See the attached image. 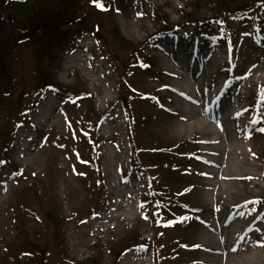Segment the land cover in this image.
Listing matches in <instances>:
<instances>
[{
	"label": "rangeland",
	"instance_id": "374dc122",
	"mask_svg": "<svg viewBox=\"0 0 264 264\" xmlns=\"http://www.w3.org/2000/svg\"><path fill=\"white\" fill-rule=\"evenodd\" d=\"M193 4L194 0L107 1L96 10L94 18L107 23L111 15L115 16L120 34L135 46L134 49L140 47L145 66L136 60L130 62L129 54H121L122 62L118 63L109 48L99 44L88 31L70 46L55 49L52 58L43 62L52 78L64 87L60 93L57 89H49L46 93L33 94L39 81L34 73L37 48L25 40L18 42V35H11L13 31L9 28L0 36V43L7 38L13 40L10 46L6 45L12 55L4 73L12 79L13 88L7 99L1 88L4 82L0 85V191L6 189V192H0V264H120L121 260H116L114 252L116 244H128L127 236L150 239L154 232L165 234V242L170 248L175 247L167 252L173 251L174 258L164 264H195L202 252L191 248V244L200 243L204 231L202 220L211 224L218 218L224 220L229 214L223 213L224 209L244 199L242 207L233 212L232 225L240 224L241 230L246 231L243 246L253 242L264 244V131L252 128V119L258 109V124L264 129V104L261 103L264 12L255 10L247 17L234 15L223 21L221 17L212 18L215 16L211 9L215 5L205 3V7H199V14L207 18V22L195 26L185 23L181 31L157 37L147 44L149 37L162 27L156 17L158 12L165 14L171 23H178L183 19V12L193 10ZM19 10L17 5L9 12L7 8L0 9V18L10 13L19 15ZM125 23L133 25L134 34L124 31ZM258 36L262 38L260 41ZM202 43L207 50L216 53L215 60L226 63L224 72H220L222 65L212 59L206 61L204 56L203 62L207 65L202 68L200 50L193 55L186 54V46L190 52V47L196 44L200 49ZM180 59L188 73L195 72L201 83H187L202 102L200 107L195 105L199 110L223 115L246 108L242 118L225 120L221 129L214 124L212 132L215 133L211 136L221 137L222 146L226 143L231 146L233 140L241 139L247 148V157H241L239 162L249 161L251 166L244 164L242 169L236 167L235 172L255 173L259 178L219 180V187H215L205 177V166L195 155L199 147L197 139L204 136V131H209L199 126L191 128L198 116L192 112L184 115L180 106L173 103L175 99L168 88L170 84H178V77L173 72L180 70ZM126 65L130 66V82L123 88L133 98L131 112L137 118L136 148L142 149L138 156L142 158L143 167L133 166L137 156L129 132V110L118 98L121 76L128 70ZM4 73L0 74L1 80L7 79ZM77 82L82 93L69 94L75 91L70 89ZM226 83L228 87L219 93L217 102L211 104L216 100L215 89H222ZM214 84H219L218 88ZM19 93H24V119L19 126L12 127L9 124L11 103L4 104L2 99L15 104ZM49 99L56 104V117L43 126L38 119ZM208 106L210 110H207ZM108 121L111 122L109 129L102 126ZM238 121L244 123V130L236 137L234 131ZM38 124L40 128H37ZM93 124L96 126L94 134ZM34 131L39 137H36L30 156L24 160L19 148ZM226 137L230 141L224 142ZM255 138L262 144L256 145L259 151L254 145ZM161 148L165 152H159ZM230 156L229 152H221V162L225 165ZM166 162L172 164L168 170V184L172 186L173 196L162 198L164 189L158 186L156 179L150 182V176H156L145 168L156 169L152 167L154 164ZM156 173L162 178L164 171L158 168ZM130 175L137 182L141 180L138 183L143 185L140 204L133 201L129 206L134 208L135 218L108 231L107 237L92 238L93 224L89 222L101 216L104 209H109L115 194H121L124 180ZM230 192H236L234 197L231 198ZM256 198L258 201H252ZM156 200L170 202L169 211L182 216L200 208L196 212L197 219L179 220L163 232V225L157 223L160 207ZM145 207L149 208L146 213ZM256 207H262L261 213H257ZM51 210L63 220L58 228L54 221L45 217V212ZM163 214L171 216L168 211ZM251 224L254 229L249 230ZM226 232L221 235L223 246L230 244L235 248L236 241L230 243L227 237L229 242H226ZM32 244L42 248L34 250L32 255L23 253ZM132 250L130 255H136L139 261L156 264L151 247L139 246ZM46 251L43 259L41 256ZM139 253H144L145 258L139 259ZM261 254L264 264V250ZM234 259H239L238 255H234ZM222 264L228 263L223 259Z\"/></svg>",
	"mask_w": 264,
	"mask_h": 264
},
{
	"label": "trees",
	"instance_id": "16d2710c",
	"mask_svg": "<svg viewBox=\"0 0 264 264\" xmlns=\"http://www.w3.org/2000/svg\"><path fill=\"white\" fill-rule=\"evenodd\" d=\"M107 1L109 0H96V2H94V0H0V9L7 8V11L9 12L10 9L12 11L14 5H17L20 9L19 15L10 13L8 15H3L0 18V36H2L9 28L13 31L11 35L15 33L18 35L16 37L18 42L28 41L33 43L32 45H35L38 50L34 73L39 81L34 87L33 94L41 92L48 87L57 86L55 80L47 71L45 65H43L44 60L48 57L52 58L55 49L70 45L81 34L88 31L95 35L100 44L109 48L112 56L118 63L122 62L120 60L121 54H129L131 55L129 56L131 59L130 62L136 60L139 65L145 66L143 55L140 53V47L134 49L135 46L132 43H129L120 34L113 15H111V19L110 21H107V23L103 20L94 18L96 10L101 9ZM98 3L101 6H97ZM205 3H207V5H215L214 8L211 9L213 16H215L212 18L215 19L220 17L226 19L235 14H241L245 17L255 10L259 13L264 12V0H194V4L191 6L193 10L190 13L183 12L184 16L181 24H183V22H207L208 19L202 18L199 14L201 11L199 7H205ZM156 17H158V22L162 24V27L158 29V32L161 34L170 31L175 27L165 14L158 12ZM12 41V39L7 38L3 39V42L0 43V74L4 73L6 68H8L12 52L7 46H10ZM126 69H128L127 73L125 72L121 77L122 83L120 85V97L124 106H126L127 110H129L128 113L130 116L131 136L134 146L136 147V121L133 112H131V102L133 98L129 97L123 88L124 86H129L130 82L128 75V73H130V66L128 67V65H126ZM4 76L7 77L5 73ZM1 82H4V84L2 85ZM0 85H2L1 88L4 93L3 96L7 99L11 96L13 90L12 79L9 78V76L7 79H0ZM79 85L80 84L77 82V84L70 89L75 90V93L70 92L71 95H78L82 93L79 90ZM6 99H2V103H11V109L9 112L11 115L9 116V121L10 123L18 125V120L23 116L24 93H19V95H17L15 104ZM95 129V126L91 129L92 133H95ZM259 145L261 146L262 144L260 143ZM139 151L140 149H137V152ZM158 151L165 152L162 148ZM152 167H156V169L161 168L162 171H164L166 182L169 180L168 175L165 174L167 173L165 170L171 167L168 162L163 164H154ZM145 169L150 173L153 168L149 167ZM159 183L162 184V181L160 180ZM45 217L54 221L56 228H58L62 221L61 218L55 216L52 210L51 212L46 211ZM125 247L127 246H123L121 251ZM41 248L42 247L32 244L28 246V249H24L23 252H29V254L32 255L34 254V250L39 251ZM19 249H22V247ZM19 249H17V252ZM45 253L46 254L44 256H41L43 259L47 255V251ZM162 256L165 258L163 254Z\"/></svg>",
	"mask_w": 264,
	"mask_h": 264
},
{
	"label": "bare ground",
	"instance_id": "6f19581e",
	"mask_svg": "<svg viewBox=\"0 0 264 264\" xmlns=\"http://www.w3.org/2000/svg\"><path fill=\"white\" fill-rule=\"evenodd\" d=\"M122 27L125 32L127 31L131 34H134V27L132 24L125 23V25H123ZM187 48L188 46H186V49ZM78 57H80V55H78ZM182 62V59H180V62L178 63V65H180L181 63L180 70L183 69L181 68L182 66H185L182 65ZM215 63H218V65L225 64V62L220 59L215 60ZM70 67L71 66L69 65L68 68ZM191 73L192 74L188 73L187 77L180 73L179 70L176 72L174 71L173 74L178 77V84H170L168 85V88L170 89L171 94L174 96L175 100L173 103L180 106V110L184 115L186 113L192 112L194 114L196 113V117L198 116L195 123L191 124V128L193 129L195 128V126H199L202 127L203 130L205 129L209 131H204L205 133H202L204 136L199 137V139H197V144L199 147L196 158L205 166V177L208 178L211 182H213L215 187H219V180L248 181L252 178H259V176L255 173H244L243 171V174H237L235 172L236 167L242 169V166L244 164H246L247 166H251V163L249 161H244L243 164H240L239 162V159L241 157H247V148L241 139L233 140L234 142H231V146H229L228 143L222 146L221 137L215 138L214 136H211L212 133H215L212 132L214 124H218L219 129H221L225 120L236 117L242 118L244 116L245 109L239 110L235 114L226 113L223 115H220L217 112H214V114H208L207 111L204 112L202 110H199L197 107H195V105L200 107L202 102H200V100L196 97L195 92L190 90L187 83L189 82L192 85L201 83L199 82L198 77H195V72L192 71ZM218 86L219 84H216L215 88H218ZM215 90L216 93L214 94V98H218L219 90ZM56 111L57 107L55 102L53 100L49 101L45 109L41 112L44 117L40 120L42 124L44 125L47 121L53 120L56 117ZM106 123H109L110 125V121ZM236 125L237 126L235 127L234 135L237 137L244 130V123L242 121H238L236 122ZM209 133L211 134L208 135ZM230 135L232 137V134ZM35 141L36 137H32L22 143V146L19 148L22 159L25 160L30 156V151L33 149V147H35L33 146ZM226 141H230V138L226 137L224 142ZM221 152H223L224 154H227V152H229L231 154L229 161H227L225 165L221 162L220 159ZM114 182L118 183V180H114ZM208 186H210V184H208ZM139 187V183L135 180L133 181L132 178H130L127 181V185L124 187L123 193L119 195L115 194V197L112 199L110 209L113 211L115 208L118 211H122L124 208L129 207L133 197V194H131V192H133V190H135L136 188L139 189ZM254 187H256V184L254 185ZM0 192H6V189H2ZM234 193L236 192H230L231 198L234 197ZM241 202L245 203V199ZM241 202H233L232 204L226 207V210H230L231 208H236L237 206H240ZM117 213H119L126 220H131L135 217V212L132 208H129L124 212ZM250 228H252V226H250ZM226 230V242L230 241V243H233L236 241L237 245L235 248H232L230 244L227 245V247L223 246L221 235L222 232ZM244 236L245 231L243 229L241 230L240 224H236L235 226L232 225V217H229L226 221H222V219L218 218L215 223H213L211 226H208V230H205L201 233L200 243L196 245V249L200 250L202 252V255L200 256V259L195 262V264H222L223 259L226 260L228 264H263V257L261 253L264 248L260 246L263 243L261 244L258 242H253L252 244L249 243L248 246H243ZM227 237L229 241L227 240ZM242 254L244 255L242 256ZM234 255H238L239 259L235 260ZM136 258L137 257H134L132 259L133 264H136ZM144 258V253L140 254L139 259ZM140 264H144V261L142 260Z\"/></svg>",
	"mask_w": 264,
	"mask_h": 264
},
{
	"label": "snow or ice",
	"instance_id": "6c2138e0",
	"mask_svg": "<svg viewBox=\"0 0 264 264\" xmlns=\"http://www.w3.org/2000/svg\"><path fill=\"white\" fill-rule=\"evenodd\" d=\"M94 2H96V0H94ZM97 6H101V5L98 3ZM261 103L264 104V92H262V95H261ZM261 131H264V129H261ZM260 246L264 247V244Z\"/></svg>",
	"mask_w": 264,
	"mask_h": 264
}]
</instances>
